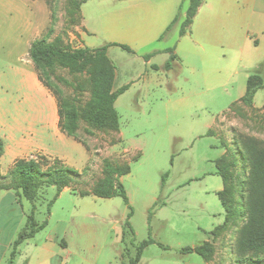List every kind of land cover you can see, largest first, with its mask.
Wrapping results in <instances>:
<instances>
[{
  "label": "rangeland",
  "instance_id": "obj_1",
  "mask_svg": "<svg viewBox=\"0 0 264 264\" xmlns=\"http://www.w3.org/2000/svg\"><path fill=\"white\" fill-rule=\"evenodd\" d=\"M83 1L0 0V139L7 152L2 170L9 168L6 175L0 171V186L11 182L16 148L22 154L15 161L38 158L43 170L57 161L58 166L78 172L67 192L58 195L53 186L39 190L36 220L40 224L47 221L48 227L31 244L44 241L49 233H59L71 245L69 252L76 254L73 257L79 264L85 260L129 264L138 248L153 239L155 243L145 248L140 264H208L200 255L183 250L210 241L211 232L225 221L218 197L223 180L216 163L230 151V158L237 162L231 179L241 216L220 232L224 242L220 240L217 247L224 245L226 262L237 263V237L246 221L243 203L247 191L242 182L249 173L242 162L244 144L248 142L254 150L255 143L249 141L264 145V107L238 103L246 91V76L234 77L226 87L207 92L201 74H193V66L203 70L202 63L183 56L182 67L171 74L149 70L160 85L153 83L143 93L120 96L119 131L81 121L76 139L61 131L56 134L52 116L55 110L59 119L58 100L40 83L29 48L34 40L46 36L53 11L56 21L48 42L59 41L65 50L84 49ZM185 7L186 14L189 1ZM28 8L36 14L34 26L29 24ZM116 51L112 59L123 81L129 77L134 57L121 48ZM52 81L64 99L75 101L81 109L88 104L92 84L86 71L74 74L57 67ZM254 105L264 106V89L256 94ZM224 119L228 130L209 136L210 126ZM106 160L117 166L129 164L130 173L122 177L129 203L121 197L80 195L92 192L103 179ZM22 198L25 227L33 204ZM128 221L131 227L126 226ZM23 248L25 252L27 245ZM254 259L260 260L255 264H264V256ZM21 261L19 256L15 264Z\"/></svg>",
  "mask_w": 264,
  "mask_h": 264
},
{
  "label": "crops",
  "instance_id": "obj_2",
  "mask_svg": "<svg viewBox=\"0 0 264 264\" xmlns=\"http://www.w3.org/2000/svg\"><path fill=\"white\" fill-rule=\"evenodd\" d=\"M188 1L190 5V0H87L82 4L83 48L98 49L107 44H118L127 45L132 50V53L128 52L134 57V62L128 69L129 77L121 81L119 70L112 59V56L118 54L116 49L121 47L114 45L108 47L107 56L116 71L114 91L129 86L125 93L132 91L143 93L153 83L160 85L161 81L149 70L163 72L166 75L171 74L182 67L183 56L195 58L202 63L203 70L200 72L197 66H193V74H201L207 92L226 87L234 77L239 75H245L247 83L250 76L254 74H260L263 78L264 0H206L194 19L190 31L182 37L180 30L186 19L185 5ZM28 10L32 17L29 24L34 26L36 14L33 10L29 8ZM177 17H179L178 23L166 34L167 29ZM146 56L149 57L146 58ZM170 61H172V67L166 69ZM252 70L257 72L250 74ZM246 92L247 86L242 98ZM242 98L239 104H243ZM119 100L120 97L115 103L116 110ZM252 106L257 109L264 107H256L254 102ZM21 112L23 110L18 109V113ZM52 120L55 133L60 134L59 119L55 110ZM226 122V119L222 122L215 121L210 126L208 135H221L218 131H227ZM18 150L19 148H16L13 152L15 159L22 154L17 152ZM229 153L230 151H227L222 157ZM6 155L5 148V154L0 159L2 175H6L9 170V168L6 171L2 170V162ZM15 159H13V165L16 162ZM69 190L71 188H66L63 192ZM223 190L224 182L221 191ZM88 196L97 197L92 194ZM22 199L14 190L0 192V264H6L8 258L7 264H9L13 243L25 228L23 222L26 212ZM212 232L211 240L205 243L214 245L215 254L212 260H204L208 264H234L232 260L225 261L227 257H225L224 245L217 247L221 241V243L224 242V238L219 237L215 240ZM35 237L36 235L19 246L14 264L19 256L22 258V264L25 262L28 264H79L73 257L76 254L69 252L71 245L66 243L59 233H49L44 241L31 244L30 241ZM23 245H27L25 252L24 248L22 249ZM60 245L63 248H59ZM91 263L90 260H85L83 264ZM235 264L245 263L237 261Z\"/></svg>",
  "mask_w": 264,
  "mask_h": 264
},
{
  "label": "trees",
  "instance_id": "obj_3",
  "mask_svg": "<svg viewBox=\"0 0 264 264\" xmlns=\"http://www.w3.org/2000/svg\"><path fill=\"white\" fill-rule=\"evenodd\" d=\"M86 1L84 0L82 4ZM205 1L190 0L186 19L180 30L182 37L190 31L191 25ZM55 21V13L52 11L51 27L46 36L31 43L29 58L35 67L40 83L58 100L60 131L66 136L76 139L81 121L95 127L119 131L120 116L115 108V103L129 89V86L114 91L116 71L107 56V50L109 46L114 45L132 53L131 48L127 45L107 44L98 49H62L58 45L59 41L55 43L48 42V38L53 33ZM178 21L179 17L169 26L166 34L172 30ZM148 57L146 56V58ZM57 67L69 69L74 74L86 71L89 75L92 93L85 108L81 109L75 101L63 98V92L52 81V74ZM171 67L172 61L167 63L166 69ZM261 89H264V80L261 75H251L248 79L247 92L242 98V103L249 106L253 105L256 94ZM249 142H254L256 149H250L248 142H245L242 162L249 168V173L245 181L242 182L244 189L247 191L243 203L246 221L237 237L240 254L237 261L245 264H255L260 260L255 261L254 257L264 256V145L256 140ZM4 154L5 144L0 139V159ZM229 155L222 157L216 163L217 174L224 182V190L218 193V197L225 210V222L212 232L215 240L220 237L222 230H226L229 225L237 222L241 216L235 201L236 192L231 179V169L236 166L237 162L232 160ZM58 163L56 161L53 166L43 170L42 162L38 158L18 160L11 171V182L0 186V192L4 190L17 191L21 197H25L33 204L32 213L28 217L25 228L13 243L9 264H14L19 246L33 238L47 226V221L40 224L36 220L37 207L35 201L38 198L39 190L43 186H53L57 188L58 195H60L78 175L77 171L67 166H58ZM129 172L130 167L128 165L117 166L106 160L104 162L103 179L96 184L92 192L81 195L88 196L92 194L103 199L121 197L126 203H129L128 194L121 182V177ZM50 208L51 204L49 205V211ZM126 226L131 227L129 221ZM125 237L124 235V241ZM153 243H155L153 239L145 241L138 248L136 256L131 258L129 264H139L145 248ZM183 252L185 254L196 253L206 261H210L215 254V247L211 243H205L194 248H185ZM24 264H28V262Z\"/></svg>",
  "mask_w": 264,
  "mask_h": 264
}]
</instances>
